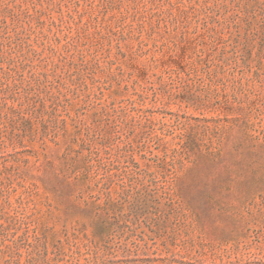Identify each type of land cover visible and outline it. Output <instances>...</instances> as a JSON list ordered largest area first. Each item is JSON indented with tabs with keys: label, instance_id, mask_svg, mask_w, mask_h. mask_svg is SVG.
Instances as JSON below:
<instances>
[{
	"label": "rangeland",
	"instance_id": "1",
	"mask_svg": "<svg viewBox=\"0 0 264 264\" xmlns=\"http://www.w3.org/2000/svg\"><path fill=\"white\" fill-rule=\"evenodd\" d=\"M0 264H264V0H0Z\"/></svg>",
	"mask_w": 264,
	"mask_h": 264
}]
</instances>
